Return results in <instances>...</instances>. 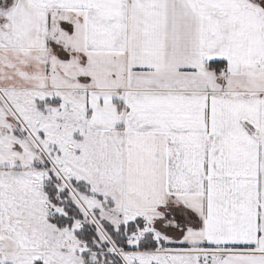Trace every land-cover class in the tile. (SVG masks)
Wrapping results in <instances>:
<instances>
[{
  "label": "snow or ice",
  "instance_id": "6c2138e0",
  "mask_svg": "<svg viewBox=\"0 0 264 264\" xmlns=\"http://www.w3.org/2000/svg\"><path fill=\"white\" fill-rule=\"evenodd\" d=\"M0 264H264V0H0Z\"/></svg>",
  "mask_w": 264,
  "mask_h": 264
}]
</instances>
